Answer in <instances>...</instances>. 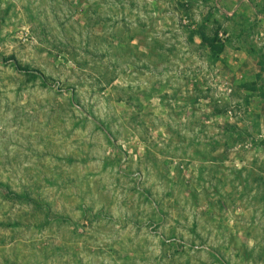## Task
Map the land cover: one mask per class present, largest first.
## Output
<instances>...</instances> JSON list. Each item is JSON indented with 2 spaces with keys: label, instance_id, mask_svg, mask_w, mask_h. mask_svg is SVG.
I'll list each match as a JSON object with an SVG mask.
<instances>
[{
  "label": "rangeland",
  "instance_id": "rangeland-1",
  "mask_svg": "<svg viewBox=\"0 0 264 264\" xmlns=\"http://www.w3.org/2000/svg\"><path fill=\"white\" fill-rule=\"evenodd\" d=\"M0 264H264V0H0Z\"/></svg>",
  "mask_w": 264,
  "mask_h": 264
}]
</instances>
